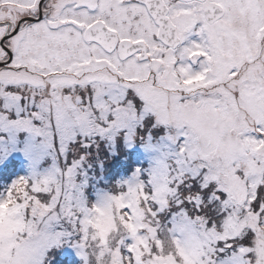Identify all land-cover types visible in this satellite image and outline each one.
<instances>
[{"label":"snow or ice","instance_id":"1","mask_svg":"<svg viewBox=\"0 0 264 264\" xmlns=\"http://www.w3.org/2000/svg\"><path fill=\"white\" fill-rule=\"evenodd\" d=\"M0 264H264V0H0Z\"/></svg>","mask_w":264,"mask_h":264}]
</instances>
